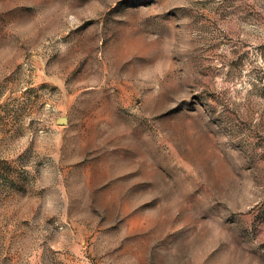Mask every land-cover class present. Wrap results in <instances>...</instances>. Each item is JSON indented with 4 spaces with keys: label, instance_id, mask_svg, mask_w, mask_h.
I'll return each instance as SVG.
<instances>
[{
    "label": "rangeland",
    "instance_id": "374dc122",
    "mask_svg": "<svg viewBox=\"0 0 264 264\" xmlns=\"http://www.w3.org/2000/svg\"><path fill=\"white\" fill-rule=\"evenodd\" d=\"M0 264H264V0H0Z\"/></svg>",
    "mask_w": 264,
    "mask_h": 264
}]
</instances>
